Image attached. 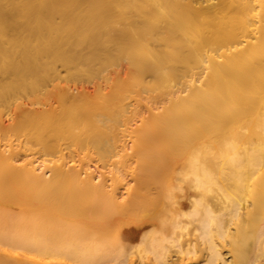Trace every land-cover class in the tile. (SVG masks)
Listing matches in <instances>:
<instances>
[{"label": "bare ground", "instance_id": "bare-ground-1", "mask_svg": "<svg viewBox=\"0 0 264 264\" xmlns=\"http://www.w3.org/2000/svg\"><path fill=\"white\" fill-rule=\"evenodd\" d=\"M1 136L0 264H264V0H0Z\"/></svg>", "mask_w": 264, "mask_h": 264}, {"label": "rangeland", "instance_id": "rangeland-1", "mask_svg": "<svg viewBox=\"0 0 264 264\" xmlns=\"http://www.w3.org/2000/svg\"><path fill=\"white\" fill-rule=\"evenodd\" d=\"M0 138H1L0 141H2V142H0V144L5 143V142L7 141V140H5V138H3L2 136H1ZM20 147H22V146H20ZM20 147H19V148H20ZM22 148H23V149H18V152L21 151L20 153H22V155L28 153L27 155L29 156L30 154H32V153H31V152H32L31 150H27L28 152H26V150H24V147H22ZM23 151H24V152H23ZM29 152H30V154H29ZM34 154H35L36 156H39L41 153H40V154H39V153H34ZM40 156H42V155H40ZM66 156H68V155L66 154L65 156H63V158H64L65 160H69L68 158H70L72 155H71V156L69 155L68 157H66ZM90 156L93 157V158L95 157V159H96V157H97V156H92V155H90ZM73 157H74V156H73ZM75 157H76V156H75ZM75 157H74V158H75ZM41 158H43V157H41ZM71 158H72V157H71ZM91 159H92V158H91ZM95 159H93V160H95ZM89 163H90V162H89ZM101 164H102V162H100V161H98V160L96 161V165H98V167H99L98 169H100L101 172H102V171L104 172L105 169H106V167H105V168H104V167L101 168V167H102ZM84 166H86V165H84ZM98 171H99V170H98ZM103 172H102V175H100V176L98 177V180H100V179L102 180V179H104V178H107V176L109 175V174H107V176H106V173H105V172L103 173ZM98 173L101 174L100 172H98ZM105 176H106V177H105ZM103 177H104V178H103ZM108 182H109V181H108ZM108 182H107V183H108ZM117 191H120V189H118ZM188 264H190V263H188Z\"/></svg>", "mask_w": 264, "mask_h": 264}, {"label": "clouds", "instance_id": "clouds-1", "mask_svg": "<svg viewBox=\"0 0 264 264\" xmlns=\"http://www.w3.org/2000/svg\"><path fill=\"white\" fill-rule=\"evenodd\" d=\"M178 204H179V201H178ZM222 254V253H221Z\"/></svg>", "mask_w": 264, "mask_h": 264}]
</instances>
